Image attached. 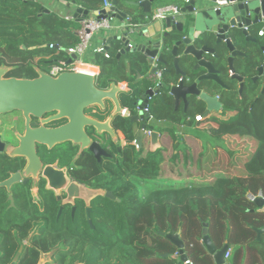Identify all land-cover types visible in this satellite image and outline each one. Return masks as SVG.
<instances>
[{"label":"trees","instance_id":"1","mask_svg":"<svg viewBox=\"0 0 264 264\" xmlns=\"http://www.w3.org/2000/svg\"><path fill=\"white\" fill-rule=\"evenodd\" d=\"M64 1L68 4L75 2L76 6L89 12L100 10L104 3V0ZM162 1L158 0L155 4ZM181 1L166 0L159 7L180 4ZM41 8L39 1L0 0V68L9 69L8 78H37L39 74L35 65L43 63L48 57L57 58L48 62V65L67 60L64 49L78 42L75 32L80 28L79 22L67 20L54 12L46 14ZM119 8L124 11L134 9L120 0ZM139 16H142L141 13ZM139 16L134 17L135 22L140 20ZM50 45L61 49H51ZM109 51L110 59L96 57L100 67L97 87L106 89L114 83H128L133 94H121L120 103L128 109L130 116H115L112 101H107L104 108H89L86 114L99 122H106L112 117L113 126L125 134L128 145L122 152L115 146L117 158L101 163L92 153L81 151L80 145L74 143L67 142L53 149L40 147L45 164L59 161L60 165L73 169L78 181L114 194V200L99 198L98 202H93L95 230L88 228L86 233H82L88 248L83 249L84 256L81 258L79 255L72 256L70 264L77 261L86 264H175L173 256L178 249L167 235L177 234L185 245V254L193 264H214L202 243L205 224H208L209 235L218 249L226 244L238 254L244 245L247 249H253V245L258 244L255 229L264 227V213L247 199V195L260 191L264 195V102L253 104L252 114L245 112L234 118L218 119L204 115L203 102L196 105L192 118L191 113H183L182 117L179 111H175L173 97L165 95L163 100L154 98L150 103V113L158 121H166L168 111L172 123L192 126L198 123L196 116L201 115L216 125L214 130L211 126L208 128L218 133L215 138L220 142L223 136L236 135L252 137L258 142L255 152L245 164L246 176L217 174L214 181L197 183L189 181L194 177L189 168L187 176L179 173L174 178L166 177L161 162L157 161V153L149 152L148 156H144L142 148L137 149L132 145L139 127L133 117L137 113L141 95L148 89L147 83L139 79L149 70L147 59L135 53L118 61L116 56L119 50L115 44ZM165 58L169 63L172 62L169 53ZM174 75V72L165 75V82L176 83L178 77ZM227 107L232 108L230 104ZM89 110L92 115L88 114ZM24 165L23 158L2 157L0 173L7 179ZM198 167L201 168V163ZM177 179L185 181L175 182ZM4 198L0 194V209L4 208ZM48 202L57 204L51 196ZM0 218H6V214L0 215ZM7 218L15 219L14 216ZM165 255L168 257L165 258ZM228 264L234 263L229 261Z\"/></svg>","mask_w":264,"mask_h":264},{"label":"water","instance_id":"2","mask_svg":"<svg viewBox=\"0 0 264 264\" xmlns=\"http://www.w3.org/2000/svg\"><path fill=\"white\" fill-rule=\"evenodd\" d=\"M38 1V0H24ZM63 5L75 6V2L68 4L64 0H55ZM158 0H130L126 2L128 7L141 10L140 20L137 21L139 26L133 34L125 33L116 35L108 40L110 45L119 42L121 48L116 56L120 61L122 57L131 54H141L147 59L149 70L153 69L152 74L157 71L154 67L155 60L157 64L167 67L166 75H171L175 71V77H184L185 73L181 70V60L186 58L192 60L193 71L198 77L195 81L187 80L188 84L183 81L179 85L174 82H163L161 86L154 87V82L146 75L140 79L148 84V89L137 105V113L133 121L141 124V128L136 134V145L138 148L143 147V141L149 140V151L155 154L161 148V134L152 125L154 118L151 113L145 111L150 107L154 98L163 100L165 95L175 99L176 104L180 100L187 102L190 96H200V100L206 106L205 116L209 117L214 113H222V104L218 97L209 96L204 90L200 89V84L205 82H214L223 85L221 81L222 71L218 64L209 60L213 56L216 60L227 58L228 69L235 72L234 62L237 57L244 56V52L239 49L236 42L243 39L245 43L255 42L250 38L249 33L245 31L250 25H261L264 31V0H229V3L219 9H215V0H191L190 4L181 7L179 18L169 17L162 21L150 19V14L154 4ZM112 8L118 20L123 21L128 15L126 11L119 8V0H112ZM45 10L50 14V10ZM107 10H102L105 14ZM90 12L83 7H76L74 19L81 22L83 17L88 16ZM142 39L137 42L135 37ZM260 45V51L264 56V37ZM239 39V40H238ZM256 41L255 43H257ZM132 47H129V44ZM119 46V47H120ZM59 49V46H56ZM68 54V50L64 49ZM172 57V62L167 61L166 54ZM76 59L70 56L67 63L70 64ZM148 70V71H149ZM264 70V65L259 71ZM9 69H0V124L4 123L2 118H7L14 113H21L22 119L26 123L27 132L21 137V143L12 157L23 158L25 160V172L30 175L36 172H42L48 182V188L53 189L56 193L66 189L67 198L64 204L74 205L75 200H83L87 207L88 216L92 210V202L100 197L114 200V194L111 191L91 190L76 182L70 183L67 177V169L58 170V164L44 166L37 154L36 145L40 144L53 149L56 145L72 142L80 145L82 150H88L92 153L98 162L103 158L111 157L102 148V145L92 141L86 133V128H93L101 135L109 134L116 139V131L111 126V121L99 122L86 115V111L92 107H105L107 101H112L115 105V116L123 113L119 100V94H123L118 86L114 83L110 88L100 89L97 87V79L91 74L86 73H64L58 78H53L43 71L34 79H18L6 77ZM132 91V90H131ZM166 92V93H164ZM45 122L54 120H68V123L48 130L40 128L32 130L30 127L32 119H43L50 114H54ZM149 129L151 134L146 137L145 131ZM7 144L5 139L0 136V154L5 155ZM21 174L16 173L10 179L2 182L0 187L11 189L12 186L19 184ZM12 200V198H10ZM260 212L264 213V198H258L255 202ZM257 241H261L264 235V227L255 229ZM165 236V234H162ZM167 238L177 247L179 257L173 258L182 264L188 260L185 254V245L180 235H167ZM202 243L208 254L212 257L214 264H228L226 254L230 246L226 244L223 248L218 249L209 235L208 224H205L203 231ZM165 258L168 255L164 256Z\"/></svg>","mask_w":264,"mask_h":264},{"label":"flooded vegetation","instance_id":"3","mask_svg":"<svg viewBox=\"0 0 264 264\" xmlns=\"http://www.w3.org/2000/svg\"><path fill=\"white\" fill-rule=\"evenodd\" d=\"M260 28L261 25H250L245 28V31L251 36L250 38L258 41L257 43H255L256 41L245 43L243 39H238L239 41L236 42L237 47L241 49L245 55L236 58L233 63L235 67L234 73L227 68V58L218 61L213 58V56L208 57V59L215 64L219 63L218 68L224 69H220L222 71L221 81L223 85L214 82H205L200 84V89L204 90L209 96L218 97L219 102L222 104L223 112L214 114H219L221 115L220 117L225 116L224 119L234 118L245 112V114H252V105L259 101L264 102V70L262 72L259 71V68L264 65V56L259 49L260 45L263 44L261 43L262 39L258 37ZM192 67V60L186 58L181 60V70L185 73V76H179L175 85H179L181 81H183L184 84H188L187 80H191L192 82L196 80L198 75L193 71ZM166 68L165 66L159 67L162 74V83L165 82ZM152 71L153 69H150L147 71V74L152 73ZM173 72L175 73L174 70ZM192 77H194L193 80L191 79ZM172 99L175 111H179L180 114L195 113L196 105L202 103L200 96H190L187 102L180 100L178 105L175 99ZM229 104L232 108L227 107ZM17 114V119L16 116L12 119L15 120L14 122L17 125L21 121L24 122V125L17 131H15V124L5 128L6 134L11 133L12 136L13 134L15 135L13 139H10L8 135L7 139L10 140H5L7 146L8 144L11 145L15 151L21 143L20 138L24 137L27 132L25 127L26 123L22 119V114ZM55 114L56 113L50 114L43 119H32L30 124L31 129L37 130L46 128L51 130L68 123V120L45 122ZM120 115L124 117L128 116L127 113L125 115L123 113ZM212 115H210V117ZM157 121L158 120H156V122ZM158 123L161 124V126H165L166 121H158ZM174 125L179 124L174 123ZM86 133L92 141L99 142L102 148L111 156L103 158L101 162L117 158L116 154H114L115 146L119 152H122V149L128 145V141L123 132L125 140L124 146L117 132L116 139L106 133H103L106 135L104 139H102L93 128H86ZM144 144L145 140L143 141L142 149L145 147ZM132 145L139 149L136 145V137ZM41 146L43 145L37 144L36 149L42 164L44 166L51 165L45 164L41 158ZM81 151L84 150L81 148ZM6 156L11 159L16 158L8 156L6 151L5 155L0 154V158ZM55 163L58 164V170L67 169V177L70 179V183L76 182L91 190H104L94 189L89 186L87 182L78 181L74 177L71 167L60 165L59 161ZM16 173L21 174V181L19 184L12 186L10 190L6 187H0V194L5 197L3 202L4 208L0 209V215L4 216L6 214V218H0V264H70V258L72 256L79 255L80 258L84 256L83 249L86 250L88 246L85 245L82 233H86L88 228L92 231L95 230L94 220L92 218L94 201L90 206L92 212L90 216H88V207L83 200H75L74 205H65L63 202L67 198L66 189L61 190L59 194L56 193L55 190L49 189L48 182L42 172L28 175L23 167ZM16 173L11 174L7 179H4V176L0 173V184L10 179L11 176ZM50 196L51 198H55L57 204L53 205L48 202ZM10 198H12V200ZM7 216H14L15 219H9ZM75 264L86 263L77 261Z\"/></svg>","mask_w":264,"mask_h":264},{"label":"rangeland","instance_id":"4","mask_svg":"<svg viewBox=\"0 0 264 264\" xmlns=\"http://www.w3.org/2000/svg\"><path fill=\"white\" fill-rule=\"evenodd\" d=\"M49 1L51 0H48V2ZM127 1L130 0H120V2L124 4ZM45 4L46 2H43L42 7H46ZM161 4H165V2L154 4L152 10L156 9L157 6ZM177 5L184 7L188 6L184 0H182L180 4ZM126 12L128 15H130L133 18L138 17L141 13V11H139L136 8L130 9ZM135 39L137 42L142 41V39H140L138 36L135 37ZM115 45L118 47L120 46L119 42H117ZM66 57L68 56H65V58ZM56 59L57 58L55 57H48L42 61L43 63L35 66L37 69H40L42 71H48L50 64L48 65L47 63L54 61ZM8 76L9 74H7L6 77ZM20 79H24V78H20ZM144 79H140V80L144 81ZM88 112L89 115H92L91 110H89ZM166 114H167L166 124L163 127L158 122H156V119L152 115V117L154 118V122L152 125L161 135H163L161 136L162 137L161 139H164L161 141L163 148H161L159 151L156 152L157 153L156 158L158 162H161L160 164L161 169L166 173V177L174 178V176H176V174L179 173L183 174V176H187L188 175L187 169L191 168L192 169L191 172L193 173L194 177L189 179V181H193L197 183L214 181V179L202 178V176H200V173L203 172V168H204V161H203L204 158L215 161L216 164L215 163L214 164L216 167L222 166L223 163V165L226 166V168L223 171H225L229 176H234V175L243 176L245 174V170H244L245 164L249 161L250 155L257 148L256 141H254V139H248L247 137H241V136L240 137L242 139L236 138V136H223V139L221 140L222 142H220L215 138V136L218 135V133H214L210 128H208L210 126L212 127L213 130L214 128H217L213 122H209L204 119V121H202L201 124L199 125L206 126L207 128L205 127V129L204 128L198 129L195 123H193L192 126H187L186 124H184L181 125L180 127V125H174V123L169 121L170 113L168 111H166ZM16 115L18 114L14 113L11 114L10 116H6L7 118H2L4 123L0 124V136L4 138L6 141L13 139L15 136L14 134L12 136L11 133L10 134L5 133V128H7V126H12L15 124V131H17L24 125L23 121L18 123V125L14 122L15 120L12 118ZM194 116L195 113L192 112L190 114V117L193 118ZM212 116L214 117L217 116L216 118L218 119L222 117L225 118V116L220 117L221 115L219 114H213ZM189 127H194V129L196 130L191 131L189 130ZM113 128L115 131H117L116 126H113ZM179 132L181 133L178 134ZM217 132L220 133L222 131L217 130ZM8 135L10 139H7ZM105 135L106 134L99 136H101V138L104 139ZM145 142L146 143L144 144L145 147L143 149V154L144 156H148V153L150 152L148 139H146ZM6 152L8 156H12L16 153L15 150L12 148V146L9 144L7 146ZM174 161L176 162L174 163ZM228 161H230L229 164ZM199 163H201V168L198 167ZM217 163L219 164L217 165ZM180 181H185V179L175 180V182H180ZM99 200L100 199L97 198L96 200H94V202L95 201L98 202ZM104 203L107 204L108 201L105 200Z\"/></svg>","mask_w":264,"mask_h":264},{"label":"built area","instance_id":"5","mask_svg":"<svg viewBox=\"0 0 264 264\" xmlns=\"http://www.w3.org/2000/svg\"><path fill=\"white\" fill-rule=\"evenodd\" d=\"M187 5L190 4L191 0H184ZM215 9H219L222 6H225L229 3V0H215ZM112 0H104L103 6L100 10L90 12L88 16L83 17V20L80 22V28L75 32L78 38L77 44L68 48V56H75L76 59L72 61V63L68 64L67 60H59L57 62L51 63L48 71H43L47 75L58 78L60 75L64 73H83V69L91 70L87 74H91L97 79L99 77V72L96 69V65L85 64L84 58L87 55L88 51L92 48V40L97 33L100 32H113L116 35H123L125 33L133 34L134 30L139 26L137 22H135L134 18L130 15H127L123 21H120L116 18L115 13L111 11L112 8ZM102 10H107L105 14H102ZM181 8L178 5H170L157 7L152 10L150 14V19L154 21H162L169 17L179 18L181 15ZM67 20H73V16L66 17ZM258 37H264L263 28H260L258 31ZM112 45L108 43H104L99 47L92 49L93 56H104L106 59L111 58L110 48ZM56 46L50 45V48L53 49ZM129 47H132V44H129ZM61 49V48H59ZM157 67V71L155 73H150L148 75L149 78L154 82V87H159L162 84V74L161 70H159L160 64L155 63L153 65ZM42 72V71H41ZM40 74V72L38 73ZM147 75V76H148ZM122 93L129 94L131 89L126 84H118ZM145 111L150 113V107L146 108ZM127 110H123V114L125 115ZM197 122L204 121L203 116H196ZM146 137L151 134V131L147 129L145 131ZM97 142V141H96ZM99 143V142H98ZM123 146L125 145V141L123 142ZM258 198H264L262 191L258 192V194L249 193L247 195V199L254 203ZM175 257H179V253L177 252ZM231 256V249L226 254V260H228ZM182 264H193V262L188 259L186 262Z\"/></svg>","mask_w":264,"mask_h":264},{"label":"crops","instance_id":"6","mask_svg":"<svg viewBox=\"0 0 264 264\" xmlns=\"http://www.w3.org/2000/svg\"><path fill=\"white\" fill-rule=\"evenodd\" d=\"M38 1L41 2V4L43 2H46V4H45L46 7H44V8L47 9V10H50L51 13L54 12V13L60 14V15H62L64 17L74 16L76 7H80V6H76V5L73 6V7H71L69 5L65 6L62 3L58 2V1H55V0H51L49 2H48V0H38ZM162 2H166V0H163ZM172 5H177V4H172ZM157 7H159V6H157ZM114 35H115V33H113V32H100V33H97L95 35V37L93 38V40H92V48L88 51L87 55L84 58V63L85 64L96 65V69L99 72V74H100V67L96 63V60H97L96 57L97 56H93L92 55V49H94L96 47H99V46H101L104 43H108V40L110 38L114 37ZM120 48H121V46L118 47V50ZM36 71L39 73L42 70L36 68ZM147 73L148 72H146L145 75H142V78H144ZM122 83L123 84H126L129 87L128 83H126V82H122ZM122 83H118V84H122ZM129 94H133V93L130 92ZM120 95L121 94H119V96H118L119 97V100H120ZM114 107H115V105H114ZM122 109L123 110H127V115L130 116V112L128 111L127 108L122 107ZM115 111H116V108H114L113 113H115ZM16 119H17V116H16ZM107 121H111V126L113 128L112 117L108 118ZM199 124H201V122L195 123V125L197 126L198 129H201V128H204L205 129L206 126H202V125H199ZM138 125H139L138 129H140L141 128V124L138 123ZM189 130L194 131L196 129H194V127H189ZM116 132H117L118 136L121 138L120 140H122L124 142L125 140H124L123 133L121 131H116ZM180 133L181 132H179L178 134H180ZM240 136L241 135H236V138L242 139L241 137H247L248 139H253L252 137H248V136H241V137ZM162 140H164V139H161V141ZM254 141H256V146H257L258 145L257 140H254ZM123 142H122V145L124 144ZM148 144H149V140H148ZM253 153L250 155V158L252 157ZM203 161H204V168H203V172L200 173V176H202V178H210V179H214L215 180V175H217V174H223V175L225 174V175L229 176L225 171H223L226 168V166L223 165V163H222V166H220V167L217 166L216 167L215 166L216 162L213 161V160H208L207 158H204ZM229 162L230 161H228V164H229ZM218 164L219 163H217V165ZM244 170H245V168H244ZM243 176H246V172H245V174ZM251 241H253V240H250L249 242H251ZM256 242L258 244L257 245H253V247H252L253 249H247L246 248V245H244L242 247L243 250L240 251L239 254H238V252H236L234 250V248H231V256H230V258L227 261L228 262L229 261H232L234 264H264V235L262 236V239H261L260 242H258L257 241V238H256ZM175 264H178V262H175Z\"/></svg>","mask_w":264,"mask_h":264},{"label":"bare ground","instance_id":"7","mask_svg":"<svg viewBox=\"0 0 264 264\" xmlns=\"http://www.w3.org/2000/svg\"><path fill=\"white\" fill-rule=\"evenodd\" d=\"M89 72H92L91 70H88V69H83V73H89Z\"/></svg>","mask_w":264,"mask_h":264},{"label":"clouds","instance_id":"8","mask_svg":"<svg viewBox=\"0 0 264 264\" xmlns=\"http://www.w3.org/2000/svg\"><path fill=\"white\" fill-rule=\"evenodd\" d=\"M183 7V6H180V8Z\"/></svg>","mask_w":264,"mask_h":264}]
</instances>
